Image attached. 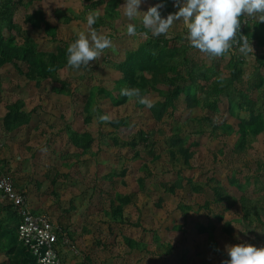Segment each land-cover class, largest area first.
Instances as JSON below:
<instances>
[{
    "label": "rangeland",
    "instance_id": "rangeland-1",
    "mask_svg": "<svg viewBox=\"0 0 264 264\" xmlns=\"http://www.w3.org/2000/svg\"><path fill=\"white\" fill-rule=\"evenodd\" d=\"M108 1L44 0L35 7L39 19L46 18L61 30L60 38L64 42L55 46L60 56L57 58L56 81L52 85L62 91L53 94L52 108H38L28 90L15 87L19 80L10 81V72L0 66V172L10 176L17 187L27 193L32 210L47 211L57 225L60 220L69 222L68 235L78 243L81 256L79 259L68 256L70 262L86 259L94 264H124L130 259L131 264H223L229 259L226 246L246 243L264 247V131L256 137L248 136L240 150L238 133L223 132L219 119L215 130L208 115H212L210 118L214 121L219 117L210 107H205L206 103L213 101L224 104L220 98L225 100L228 96H236L234 87L237 86L249 95L264 125V90L248 91L257 75L264 73V68L259 67L255 57L251 56L256 49L254 44L253 51L249 49L251 54L248 51L244 57L236 51L242 70L241 83H235L228 96L217 98L207 96V92L218 77L229 78L230 58L210 57L191 48L184 38L182 21H175L165 36L168 48L178 50L171 60V65L177 69V78H187L190 70L208 72L210 83L199 80L192 88L199 100L198 109L183 115L180 122H176L173 116L166 118L170 128L181 129L178 137L187 146H201L206 163L192 187L182 191L181 198L165 193L164 207L156 211L151 207L150 196L161 195L163 183L181 179L185 174L176 161L167 163L163 160L154 164L155 155L168 147V141H160L150 149L137 145L134 149L139 155L132 160L97 144L99 135L115 131L108 122H99L105 108L103 104L124 105L127 110L120 113L121 118L136 126L126 130L121 138L122 142L129 137L128 142L120 143L123 153L132 148L129 142L137 131L135 117L149 110L136 98L121 96V89L127 88L128 83L120 81L117 76L125 58L146 45L149 38L139 33L135 37L122 34L130 23L123 15L125 0H114L116 10L105 16ZM158 3L165 5L160 9L164 18L178 11L175 0H142L138 10L146 12ZM89 14L98 16L94 24H99L97 30L87 27ZM142 16L140 13L132 21L136 27L142 25ZM24 18L20 15L18 20L21 34L27 29ZM91 31L109 37L112 48L106 49L97 60L90 61L88 67L70 68L67 47L81 32L88 34ZM134 79L132 88H139L153 105L160 100L154 90L160 89L158 85L164 81L162 77L154 79L147 70L136 69ZM186 85H190L188 80ZM20 99L33 118L32 129L29 128L27 134L18 130L4 131L1 118L6 114V104ZM84 99L90 103V109L78 113ZM183 101L181 96L176 103L178 110L182 109ZM85 116L90 118L89 123ZM248 116V112L235 108L233 118L229 120L234 124L237 119L244 120ZM82 126L97 138L95 146L86 152L78 150L73 142ZM241 198L249 201L250 225L242 218ZM117 206L122 212L116 209ZM134 207L143 209L144 228L133 227L128 222L119 225L120 232L129 236L136 246L133 252H128L121 245V255L115 259L108 250L109 224L120 215L136 221L138 216ZM203 230L206 231L203 233Z\"/></svg>",
    "mask_w": 264,
    "mask_h": 264
},
{
    "label": "trees",
    "instance_id": "trees-1",
    "mask_svg": "<svg viewBox=\"0 0 264 264\" xmlns=\"http://www.w3.org/2000/svg\"><path fill=\"white\" fill-rule=\"evenodd\" d=\"M43 1L0 0V66L10 72L8 73L10 75V81L19 80V83L15 87L28 90L36 107H44L46 110L47 108L53 107L51 102L53 94L62 91L52 84L56 81L55 71L58 69L57 58L60 56L57 54L58 49L55 50V46L64 41L62 42L60 38L61 30L59 27L50 24L46 18L39 19L36 16L35 7L38 4H42ZM106 5L107 10L105 16H110L112 11L116 10L115 2L114 0H109ZM20 15L25 17L24 23L27 25L25 34H21L22 29L18 23ZM68 21L66 20L65 22ZM98 25H93L92 27L97 30ZM136 29L137 33L146 31L142 25L136 27ZM242 35L251 47L254 44L256 48L255 52L251 54L249 51V54L255 57V62L259 67L264 68V24L253 22L248 24L247 27L243 28L242 33L236 34L235 41L239 40ZM147 37L149 40L146 45L139 48L133 55L125 58L123 64L119 67L117 76L120 81L128 83L127 88H132L133 83H135L134 77L136 69L147 70L152 73L154 79H160L162 77L164 81L158 85L160 89L154 90L160 100L147 113L137 114L135 117L137 131H134L133 138H131L132 141L129 142L132 148L127 149L125 153L122 152L120 143H123L124 140L128 142L129 137L124 138L122 142L121 138L124 136L126 130L136 128V126L125 123L121 118L120 113L127 110L124 105L123 107L103 104L105 108L102 110L101 115H107L110 118L108 125L115 131L111 133L107 131L105 135H99V142L97 144L106 147L105 149L107 151H115L118 155H123L126 159L132 160L139 155V151L134 149L137 145L141 144L150 149L160 143V141H168V147L159 155H155L154 164L162 162L163 160L167 163L176 161L182 166L185 174L181 179L163 183V191H160L163 194L150 196L149 202L152 205L151 207L156 211H160L164 207L165 193L181 198L182 191L189 190L193 180L201 173L206 163L201 146H187L178 137L181 129L170 128L167 125L168 120L166 118L168 115L173 116L176 122H180L183 119V115L197 110L199 100L192 88L198 84L199 80L210 83V79L208 72H200L197 70H190L187 78H177V69L171 65V60L178 50L168 48L165 35L153 37L149 32ZM75 39L77 37L73 40ZM240 54V57H244V54ZM236 55V51L232 48L228 53L221 56L222 58L224 56L230 58L229 78L224 80L218 77L214 80L213 84H210L211 90L207 92V96L217 98L222 95L228 96L229 89L235 83H241L242 70L239 67ZM187 80L190 82L189 86L186 85ZM237 88V86L234 87L236 96L232 98L228 96L225 100L220 98L221 101H224V104H216L217 102L213 101L206 103L205 107H210L217 114V117H219L214 121L210 118L212 115H208V121L210 123L212 122L215 130L217 129V125L215 124L219 119L222 121L221 129L223 132L236 131L238 133L241 137V143L238 148L242 150L247 137L258 136L264 131V125L262 116L256 111V106L251 102L249 95ZM257 90H264V73L258 74L256 82L249 85L248 91L255 92ZM181 96L184 97V101L182 109L178 110L176 103ZM205 101H208V99ZM81 102L83 105L82 108L78 109V113L88 112L90 103L85 99ZM24 108L25 103L21 99L15 101L13 104H6V114L1 118L4 131L13 132L18 130L19 133L27 134L29 128L32 129L33 118H30V114ZM235 108L248 112L249 116L244 120L237 119L234 125L229 118H233ZM85 120L87 123L91 121L88 116H85ZM78 132L79 134L73 137L74 145L78 150L86 152L95 146L94 142L97 138L95 139L93 133L89 132L84 126L80 127ZM4 176L6 174L0 172V178ZM135 191L140 194L137 189ZM21 192L24 194L23 191ZM144 199L145 196L143 194ZM248 202L245 198H241L240 200L243 211L242 218L246 221L247 225H250V220L248 221ZM116 209L122 212L120 206H117ZM134 209L138 216L136 221H129L127 217L120 215L115 218L114 223L109 224V236L107 237L108 250L115 259L121 255V245L125 249H128V252H133L136 246V243L129 236L123 235L120 232L119 225H125L128 222V225L133 227L144 228L143 220H146V218L143 209L139 210L135 207ZM118 218L119 221H117ZM256 218L258 220L257 215ZM18 223L19 219L12 204L3 192L0 191V253L3 254L0 264H37V260L31 254L30 250L18 243ZM58 225L62 230L69 231V222L67 220L58 221ZM142 231H145V229ZM72 242L78 251V243L74 240ZM80 263L94 264L93 261L86 259L81 260ZM124 264H131L130 259L126 260Z\"/></svg>",
    "mask_w": 264,
    "mask_h": 264
},
{
    "label": "clouds",
    "instance_id": "clouds-1",
    "mask_svg": "<svg viewBox=\"0 0 264 264\" xmlns=\"http://www.w3.org/2000/svg\"><path fill=\"white\" fill-rule=\"evenodd\" d=\"M142 0H125L123 15L130 21L122 34L135 37L138 35L136 25L132 23L140 13V23L146 30L139 35L153 37L168 35L175 21H182L185 39L189 46L210 57H219L228 53L240 28V18L246 15L255 21L264 22V0H175L178 8L166 18L160 9L165 5L158 3L140 12ZM98 16L89 14L86 17L89 29L97 22ZM113 42L107 36L91 31L81 32L77 39L66 50L67 65L73 69L89 66V62L101 57L106 49L112 48ZM251 45L242 42L240 53L247 55ZM121 96L136 98L137 102L151 109L153 104L141 93L139 88H122ZM99 122H108L107 115H101ZM229 259L223 264H264V247L240 243L226 246Z\"/></svg>",
    "mask_w": 264,
    "mask_h": 264
},
{
    "label": "built area",
    "instance_id": "built-area-1",
    "mask_svg": "<svg viewBox=\"0 0 264 264\" xmlns=\"http://www.w3.org/2000/svg\"><path fill=\"white\" fill-rule=\"evenodd\" d=\"M253 21L254 19L242 15L237 33H242L243 28ZM244 41L247 40L242 35L239 40L234 41L233 49L240 53L239 48ZM0 191L9 199L19 219V245L30 250L37 264H81L78 260H68V256L81 258L68 232L53 222L47 213L33 211L26 195L17 189L10 176L0 178Z\"/></svg>",
    "mask_w": 264,
    "mask_h": 264
},
{
    "label": "crops",
    "instance_id": "crops-1",
    "mask_svg": "<svg viewBox=\"0 0 264 264\" xmlns=\"http://www.w3.org/2000/svg\"><path fill=\"white\" fill-rule=\"evenodd\" d=\"M253 23H263L264 24V22H259V21H253ZM195 180V179H194ZM194 180H193V182H194ZM16 184V183H15ZM193 184V183H192ZM192 184H191V187H192ZM17 186V185H16ZM190 187V188H191ZM17 189H19L18 187H17ZM20 191H22L21 189H19ZM25 194V193H24ZM27 194V193H26ZM25 194V195H26ZM26 197H27V195H26ZM172 197H174V196H172ZM28 198V197H27ZM28 200V199H27ZM33 211H35V210H33ZM36 212H39V213H48L47 211H45V210H43V209H40V210H36ZM49 214V213H48ZM50 215V214H49ZM54 222V221H53ZM206 230H203V233L205 232ZM2 256H3V254L2 253H0Z\"/></svg>",
    "mask_w": 264,
    "mask_h": 264
}]
</instances>
